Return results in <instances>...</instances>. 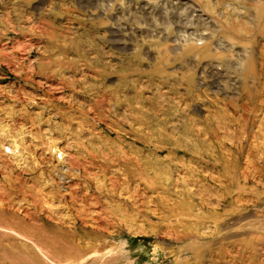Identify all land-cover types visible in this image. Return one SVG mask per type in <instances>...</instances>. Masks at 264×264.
Masks as SVG:
<instances>
[{
    "label": "rangeland",
    "instance_id": "rangeland-1",
    "mask_svg": "<svg viewBox=\"0 0 264 264\" xmlns=\"http://www.w3.org/2000/svg\"><path fill=\"white\" fill-rule=\"evenodd\" d=\"M0 264H264V0H0Z\"/></svg>",
    "mask_w": 264,
    "mask_h": 264
},
{
    "label": "bare ground",
    "instance_id": "bare-ground-1",
    "mask_svg": "<svg viewBox=\"0 0 264 264\" xmlns=\"http://www.w3.org/2000/svg\"><path fill=\"white\" fill-rule=\"evenodd\" d=\"M196 11V10H195Z\"/></svg>",
    "mask_w": 264,
    "mask_h": 264
}]
</instances>
